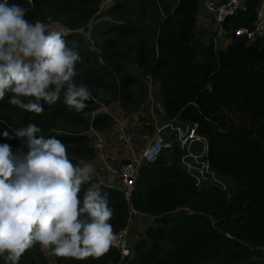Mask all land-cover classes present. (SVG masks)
Masks as SVG:
<instances>
[{"label":"trees","instance_id":"trees-1","mask_svg":"<svg viewBox=\"0 0 264 264\" xmlns=\"http://www.w3.org/2000/svg\"><path fill=\"white\" fill-rule=\"evenodd\" d=\"M102 1L9 3L27 8L25 18L30 22L40 19L50 26L69 16L87 27ZM174 1L170 7L167 0L115 3L109 14H116L123 23L108 20L93 28L107 39L99 52L91 50L78 33L65 35L69 45L79 43L82 62L76 65L75 81L91 93L88 106L76 112L62 98L51 107L41 101L43 113L23 110L16 119L0 122V144H9L13 152L20 149L19 139H6L3 133L14 137L15 129L32 123L41 129L38 135L61 140L68 158L81 166L97 152L87 134L114 122L107 113L97 114L99 106L94 98L100 91H112L127 102L131 99L129 87H144V78L150 77L159 85L158 98L166 118L177 119L181 125H196L198 135L207 139L206 161L219 178L232 181V193L228 196L207 184L198 186L183 167V150L175 145L140 168L131 204L153 220L143 236L136 238L132 256L121 260L120 253L110 247L99 257H56L59 264H264V36L248 44L246 37L233 34L240 27L256 28L257 10L264 0H247L245 9L225 22V29L234 37L226 50L204 42L199 21L201 0ZM148 3H154L156 19L147 35L141 36L139 11ZM132 35L136 41L122 51L120 41ZM10 98L11 93L6 92L0 102ZM88 186H82L81 197ZM101 191L108 195L113 210L109 221L113 231L124 229L130 208L123 192L119 187L103 186ZM144 226L142 220L138 229ZM0 264H5L3 257ZM19 264L50 263L36 244L23 254Z\"/></svg>","mask_w":264,"mask_h":264},{"label":"clouds","instance_id":"clouds-1","mask_svg":"<svg viewBox=\"0 0 264 264\" xmlns=\"http://www.w3.org/2000/svg\"><path fill=\"white\" fill-rule=\"evenodd\" d=\"M27 11L0 0V100L11 93L10 105L39 115L41 101L51 107L62 98L82 112L92 95L75 83L82 62L79 43L69 45L62 29L40 19L30 22ZM40 132L29 123L15 129L14 137L3 133L22 147L14 153L9 144H0V257L5 264H19L36 244L57 257H99L117 238L108 195L93 182L91 164H73L61 140ZM84 185L89 186L81 197Z\"/></svg>","mask_w":264,"mask_h":264},{"label":"rangeland","instance_id":"rangeland-1","mask_svg":"<svg viewBox=\"0 0 264 264\" xmlns=\"http://www.w3.org/2000/svg\"><path fill=\"white\" fill-rule=\"evenodd\" d=\"M118 1L121 0H103L87 27H83L80 23L76 22L75 19L72 20V17L69 16L62 17L61 22L56 21L51 23L50 27L62 29L64 31V35L78 33V35L85 40V43L89 46L91 50L99 52V47L105 46V41H107V39H105L103 36H100L98 34L99 32L97 31H95L94 33L93 28L102 21L110 20L115 21L117 23H123L122 20H118L116 18V14H109V9ZM175 3L176 2L174 0H167V4L169 7L174 6ZM153 4H145V10L139 11L143 24L139 33L141 36L147 35L149 25H151L153 20L156 19L154 15L155 8ZM75 28V32L71 30ZM201 34H204V42L206 44L209 43L210 39L207 37V31H203V33ZM93 36L96 38V40ZM111 37L113 38V36ZM135 41V35L129 36L126 41H120V49L125 52L127 47ZM134 70H136V72L139 71L138 66H136ZM75 83L79 86L78 81H75ZM158 88V83L156 84V82L150 77L144 78V87L137 85H132L129 87V91L131 92V99L127 102L120 100L112 91H100L98 97L94 98V101L99 106L97 114L107 113L111 115V117L114 119V122L110 124L109 127H101L102 131L91 130L87 135H89L93 139V142L96 140V136L98 135L103 138L104 142L106 141L109 144V139H112V137L116 136L115 138L117 139L118 150L122 153V151L127 149L126 145H124L122 141V133H125L126 135L132 137L134 141L138 144V152L140 154L142 152V149L144 148L149 134H153L162 124L167 122L171 123L170 119L166 118L164 107L159 101ZM21 99L24 100L25 98ZM9 100L8 102H0V122L2 120H14L23 111L18 107L10 105ZM93 116L94 115H92L91 119H93ZM178 122L179 121L175 123L178 124ZM179 127L182 129L180 130L183 133H186V135L188 133L186 132L187 130L190 129L189 134H191L196 128V126L194 125H180ZM166 132L167 136H169L170 133H177L179 135L177 127L173 125L172 128H169ZM194 135V138H189V140L187 139L188 142L186 144V148H184V154L185 156H187V158L186 161L184 160L183 165L186 169L188 168L187 163H190L192 165L200 163V167H202V165L204 167V161L207 159L206 142L203 140L202 137L199 136L200 138H198L195 133ZM171 138L175 141V145H180V138L179 141L178 137L174 139V136H171ZM18 150L19 149L17 148L15 152H17ZM112 160L113 162L120 161L118 159H115V157L112 158ZM220 182L222 184V188L225 189V192H227L228 195H231V190L234 187L232 181L229 179H221ZM146 226L147 224L142 228L141 231L138 230V237L136 238H139V236H143ZM136 238L133 237V242L137 240ZM42 253L45 259H47L50 264H59L56 259L57 256L53 255L51 250H42Z\"/></svg>","mask_w":264,"mask_h":264},{"label":"built area","instance_id":"built-area-1","mask_svg":"<svg viewBox=\"0 0 264 264\" xmlns=\"http://www.w3.org/2000/svg\"><path fill=\"white\" fill-rule=\"evenodd\" d=\"M201 1L202 10L201 17L199 19L200 24L202 25L204 31H207V37L210 39V42L214 45L215 49L226 50L234 40V37L230 36L228 31L225 29L224 24L229 18L237 15L240 10L245 9L247 0ZM257 11L258 17L255 23L256 28L254 30L246 27H240L235 29L234 33L232 32L237 37H246L248 44H251L256 38L264 36V1H262ZM174 122H176V120ZM174 122L171 121V123L163 124L158 127L156 132L152 135L149 144L140 154L137 148L134 147L135 142L133 138L125 133H122V140L125 145L130 147L131 153L127 162L119 165L114 172L111 173L109 182V187L120 188L130 208L128 224L124 229L114 232L117 238L111 246V248L120 253L121 260L128 259L132 256V247L135 243L132 239L133 237H137L136 232H138H133L132 225L134 217L141 218V221L144 220V224H147V226L152 223L153 220V218L136 211L131 204L141 166L144 163L156 161L159 156L172 150L175 146V141L171 138V136H174V139L178 137V141L180 138L179 147L183 150V152L189 138L192 139L195 137V130L191 134H189L190 129L187 130L186 132L188 133L186 135V133L181 131L182 129L179 127L180 125H176ZM172 125L177 127L179 135L177 133H170L169 136H167L166 131L169 128H172ZM195 134L197 135V133ZM200 137L198 136V138ZM203 140L206 142V150H208V142L205 138H203ZM186 158L187 156L183 154L182 164L184 163V160L186 161ZM183 167L188 175L195 179L198 186L207 184L208 186H215L225 191V189L222 188V184L220 182L221 179L213 170H211L207 161H204V167L203 165L200 167V163H196V165L187 163L188 168L186 169L184 165Z\"/></svg>","mask_w":264,"mask_h":264},{"label":"crops","instance_id":"crops-1","mask_svg":"<svg viewBox=\"0 0 264 264\" xmlns=\"http://www.w3.org/2000/svg\"><path fill=\"white\" fill-rule=\"evenodd\" d=\"M172 122H174V121H172ZM167 123H169V122H167ZM167 123H164V124H167ZM177 125H180V124L178 123ZM152 135L153 134H149L147 141L144 145V148L149 144ZM115 137H112V139H109V141H110V144H109L106 141L104 142L103 138H101L100 136L97 135L96 140L93 143L94 147L96 148V151H97L96 157H94L93 159H91L89 161L87 160V161L81 162V166H83V164H85V163H89L92 165V167L94 169V180L99 182L101 184V186H103V187H109L111 173L114 172V170L119 166V162L121 163L122 161L127 159L131 153V149L127 145H126L127 149L122 151V153H121L118 150L117 139ZM134 147L137 148V150H138V144L136 142L134 144ZM114 157H115V159H118L120 161H117V162L114 161L113 162L112 158H114ZM140 221H141V218L134 217V222L132 225L133 231L140 230V229H138V227L140 226Z\"/></svg>","mask_w":264,"mask_h":264}]
</instances>
